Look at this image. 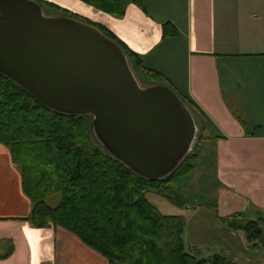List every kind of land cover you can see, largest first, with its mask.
I'll use <instances>...</instances> for the list:
<instances>
[{
  "label": "crops",
  "instance_id": "1",
  "mask_svg": "<svg viewBox=\"0 0 264 264\" xmlns=\"http://www.w3.org/2000/svg\"><path fill=\"white\" fill-rule=\"evenodd\" d=\"M45 1L107 27L191 100L218 137L219 195L212 207L225 226L221 236L234 244L233 261L251 263L235 232L246 220L264 222V0H145V9L129 4L121 17L81 0ZM166 22L175 36H163ZM202 207L184 209L185 227L197 221L207 228ZM30 209L19 168L0 143V264H110L63 228L31 226L23 219ZM244 236L246 247L264 249Z\"/></svg>",
  "mask_w": 264,
  "mask_h": 264
},
{
  "label": "trees",
  "instance_id": "2",
  "mask_svg": "<svg viewBox=\"0 0 264 264\" xmlns=\"http://www.w3.org/2000/svg\"><path fill=\"white\" fill-rule=\"evenodd\" d=\"M35 1L59 11L58 15L91 24L113 39L126 53L142 86L163 83L171 87L161 72L146 67L142 55L129 49L104 25L55 3ZM81 1L115 17H121L129 4L145 9V0ZM162 33L172 37L177 31L166 22ZM175 92L191 111L197 112L189 98ZM91 119V115L52 110L0 72V143L9 149L18 166L22 192L31 203L23 219L36 228L51 224L69 231L110 264H239L218 253L199 256L195 246L186 249L184 216L163 214L147 197L152 192L175 206L187 205V197L177 188L180 179L196 165V147L167 176L145 179L97 142ZM241 121L250 128L246 120ZM197 125L200 140L218 138L205 134L202 122ZM237 227L249 241L264 246V222L260 219L246 220Z\"/></svg>",
  "mask_w": 264,
  "mask_h": 264
},
{
  "label": "water",
  "instance_id": "3",
  "mask_svg": "<svg viewBox=\"0 0 264 264\" xmlns=\"http://www.w3.org/2000/svg\"><path fill=\"white\" fill-rule=\"evenodd\" d=\"M0 72L54 111L91 115L97 142L145 179L192 150L198 125L171 87L142 86L113 39L35 0H0Z\"/></svg>",
  "mask_w": 264,
  "mask_h": 264
},
{
  "label": "rangeland",
  "instance_id": "4",
  "mask_svg": "<svg viewBox=\"0 0 264 264\" xmlns=\"http://www.w3.org/2000/svg\"><path fill=\"white\" fill-rule=\"evenodd\" d=\"M43 12L48 15H58L59 11L49 8L48 6L42 7ZM143 82V81H141ZM144 83V82H143ZM189 108V107H188ZM191 111V109L189 108ZM197 124H201L202 119L200 115L194 111H191ZM200 126L196 138L194 139L193 147L197 149V159L194 169L186 176L180 179L177 188L179 193L184 194L187 198V205L184 207H178L172 204L170 201L150 192L147 197L149 201L157 206V208L163 214H183L184 209L203 206L198 215L207 217L204 221V225L207 228L198 227V222L189 224L187 223L183 239L186 245V249L195 246V251L199 256H208L214 252L224 254L225 256L231 257L228 251L234 249V244L229 245L228 239H224L221 236V232L224 231L225 226L215 216V210H213V202L219 195L217 186V174H216V148L217 144L214 139H203L200 137ZM205 134H215L211 130H206ZM204 136V135H202ZM205 137V136H204ZM52 203V201H48ZM246 217L250 218L249 214H245ZM203 229V230H202ZM236 245L239 244L244 247V252L248 254L253 264H264V249L252 247H246L245 242L247 241L244 233L241 231L235 232ZM246 254V255H247ZM258 258V261L255 259ZM249 259V260H250ZM250 261H248L249 264Z\"/></svg>",
  "mask_w": 264,
  "mask_h": 264
}]
</instances>
